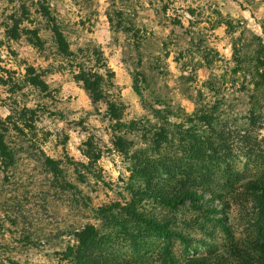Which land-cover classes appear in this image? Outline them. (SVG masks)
Here are the masks:
<instances>
[{
  "label": "rangeland",
  "instance_id": "374dc122",
  "mask_svg": "<svg viewBox=\"0 0 264 264\" xmlns=\"http://www.w3.org/2000/svg\"><path fill=\"white\" fill-rule=\"evenodd\" d=\"M42 9L71 51L85 50L86 67L99 52L113 73L110 95L142 131L113 133L111 96L92 104ZM259 46L264 0H0V123L36 110L33 133L6 136L15 163L0 169V264H235L234 248L257 256L264 194L243 184L264 180V90L251 78ZM236 65L244 71L231 76ZM136 74L146 80L142 106ZM186 132L225 151L195 158ZM119 135L124 151L114 146ZM88 141L101 158L86 169ZM44 157L59 162L56 180ZM176 183L202 198L165 207L159 196ZM85 226L95 236L81 246Z\"/></svg>",
  "mask_w": 264,
  "mask_h": 264
},
{
  "label": "trees",
  "instance_id": "16d2710c",
  "mask_svg": "<svg viewBox=\"0 0 264 264\" xmlns=\"http://www.w3.org/2000/svg\"><path fill=\"white\" fill-rule=\"evenodd\" d=\"M124 14L125 13L122 11L117 12V17L120 21L123 19H127L125 18ZM41 17L46 20L47 27L53 34L59 54L69 61L72 69L78 71V74L74 75V79L75 81L81 82L84 85L92 104L96 105L102 99L111 96L110 91L113 89V84L109 81V79H111L113 73L107 70L99 52L94 51L91 55L94 58L95 66H91L90 68L89 66L86 67L89 61L84 56V54H87L85 50L79 48L76 51H71L69 48V44L67 43L66 39L63 37L59 29V25L56 23V20L43 9L41 10ZM29 35V41H31L33 45L41 47L40 38L34 32H30ZM137 44L138 43L133 45L137 46ZM236 68L237 69H235V71L231 72V76H234L238 71H244L243 68H239L237 65ZM101 70H103L104 73H99V71ZM251 78L254 81L253 85L255 86V88H263L264 90V49L261 46L258 47L256 57L254 59V67L253 70H251ZM29 83L30 85L36 86L43 90L46 89L44 84L40 83V85H38L34 82V80H31ZM145 84L146 80L141 75L138 76V74H136L133 78V90L138 96L141 106L144 101ZM153 105L161 107L164 106V104L157 99L154 100ZM18 113L19 118L16 121H12L11 117L9 116L5 119L4 123H0V169L3 171L8 170L15 163V152L12 148H9V145L6 143V136L8 134H13L18 137H25L27 136V134H25V131L29 133L34 132V126L32 124H29V121L33 122L35 120L36 110L34 111L23 109ZM155 113L157 115H170V113L166 112V110H155ZM107 116L109 117L110 122L113 123L111 124V130L113 131V133L120 134L131 131H142L139 122H136V120L126 121L124 119V107L118 97L113 98L111 96V102H108ZM159 132L160 134L164 133V129H159ZM186 134L187 151L191 156L195 158L212 155L218 156L220 152L225 151L224 147V150L220 147L218 148L217 146L210 143L208 140H204L194 132H186ZM128 145L129 143L125 141L123 139V136L121 135L117 136V138L114 140V146L117 147V150L119 151H124V149H126ZM84 148L85 151H83V155L89 161V163L84 167L86 169H89L93 166L96 167L97 162L101 158V154L100 152H98L99 149L97 150L90 143V141L84 144ZM43 165L49 171V174L56 180L60 174V170L58 168L59 162L53 160L52 158L44 157ZM243 187L246 191L260 192V194H264L263 179L261 182H244ZM201 198L202 194H198V192L193 188L181 187L180 183H176L171 188L169 193H163L159 196V201L167 208H176L185 203L195 204ZM130 213L135 219H137L139 223L149 228H155L162 234L170 233L169 230H164L162 226L156 223L152 218H146L141 215L135 214L134 212ZM94 236L95 229L91 226H85L80 232L76 234V237L78 238L81 246H83L84 239L86 240L87 238H93ZM256 249L258 251L257 256L245 251L244 249L234 248L232 256H234V258L236 259L235 264H264V238L257 241ZM78 260L81 264V259L78 258ZM200 261H202V264H221L216 259L213 262L209 258H205Z\"/></svg>",
  "mask_w": 264,
  "mask_h": 264
}]
</instances>
